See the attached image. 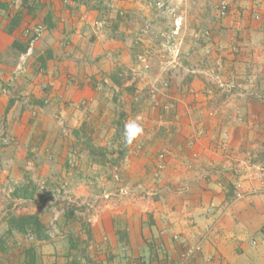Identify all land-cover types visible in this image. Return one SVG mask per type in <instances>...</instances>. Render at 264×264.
Wrapping results in <instances>:
<instances>
[{
    "label": "crops",
    "instance_id": "1",
    "mask_svg": "<svg viewBox=\"0 0 264 264\" xmlns=\"http://www.w3.org/2000/svg\"><path fill=\"white\" fill-rule=\"evenodd\" d=\"M29 1L0 0V264H264V0Z\"/></svg>",
    "mask_w": 264,
    "mask_h": 264
},
{
    "label": "built area",
    "instance_id": "2",
    "mask_svg": "<svg viewBox=\"0 0 264 264\" xmlns=\"http://www.w3.org/2000/svg\"><path fill=\"white\" fill-rule=\"evenodd\" d=\"M219 11L222 15H227L229 13V2L228 0H221L219 5ZM96 27L98 29H102L104 26V21L100 20L96 22ZM47 30L46 24L43 22H35L30 25H28L24 31L23 36L26 38V46L24 50L20 53L18 60L15 65V73L21 74L25 71V68L29 62V60L32 58L37 43L42 39L43 35L45 34ZM139 59L142 63H144L145 68L149 67V64L147 63L146 57L144 55H140ZM43 71V69H41ZM42 88L47 89L49 87V83H43ZM158 104V103H157ZM164 109H167L168 106H163ZM13 143V137L10 133L8 124L6 120L2 117H0V155L3 152V150L6 147H9ZM156 178L160 177V174L156 172L154 174ZM118 193L122 196L128 195L130 193V189L128 187H121L118 191ZM200 250V247H194L188 249V254H193L195 251Z\"/></svg>",
    "mask_w": 264,
    "mask_h": 264
},
{
    "label": "clouds",
    "instance_id": "3",
    "mask_svg": "<svg viewBox=\"0 0 264 264\" xmlns=\"http://www.w3.org/2000/svg\"><path fill=\"white\" fill-rule=\"evenodd\" d=\"M143 133V128L136 121H131L125 126L124 137L127 143H132L133 140Z\"/></svg>",
    "mask_w": 264,
    "mask_h": 264
},
{
    "label": "rangeland",
    "instance_id": "4",
    "mask_svg": "<svg viewBox=\"0 0 264 264\" xmlns=\"http://www.w3.org/2000/svg\"><path fill=\"white\" fill-rule=\"evenodd\" d=\"M21 1H22V0H20V2H19V6H18V7H21ZM28 1H29V0H28ZM99 1L103 2V0H99ZM160 1H161V2H160L161 5H162V4H163L162 1H164V0H160ZM165 1H167V0H165ZM32 2H34V0H30V1H29L30 4H31ZM220 2H221V0H220ZM29 3H27L28 6L30 5ZM96 3H98V2H96ZM9 5H10V4H9ZM9 5L7 6V8L5 7L7 10L3 9V8L0 6V13H2V15H5L6 13H8L7 11H8L9 9H10V12H12V8H10ZM14 5H15V3H14ZM219 5H220V4H219ZM13 9H14V8H13ZM218 9H219V6H218ZM3 10H4V11H3ZM178 24L181 25V24H180V21H179ZM179 25H178V26H179Z\"/></svg>",
    "mask_w": 264,
    "mask_h": 264
},
{
    "label": "trees",
    "instance_id": "5",
    "mask_svg": "<svg viewBox=\"0 0 264 264\" xmlns=\"http://www.w3.org/2000/svg\"><path fill=\"white\" fill-rule=\"evenodd\" d=\"M24 220L30 221V218H24Z\"/></svg>",
    "mask_w": 264,
    "mask_h": 264
}]
</instances>
